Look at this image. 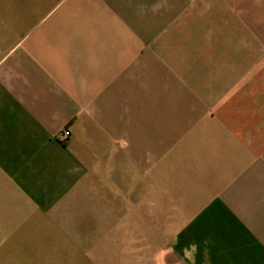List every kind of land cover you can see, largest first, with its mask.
Listing matches in <instances>:
<instances>
[{"label":"crops","instance_id":"1","mask_svg":"<svg viewBox=\"0 0 264 264\" xmlns=\"http://www.w3.org/2000/svg\"><path fill=\"white\" fill-rule=\"evenodd\" d=\"M0 232L264 264V0H0Z\"/></svg>","mask_w":264,"mask_h":264},{"label":"rangeland","instance_id":"2","mask_svg":"<svg viewBox=\"0 0 264 264\" xmlns=\"http://www.w3.org/2000/svg\"><path fill=\"white\" fill-rule=\"evenodd\" d=\"M41 234L0 232V264H22L18 241L34 246L32 264H154L160 244L168 246L172 237L171 233L154 232Z\"/></svg>","mask_w":264,"mask_h":264},{"label":"built area","instance_id":"3","mask_svg":"<svg viewBox=\"0 0 264 264\" xmlns=\"http://www.w3.org/2000/svg\"><path fill=\"white\" fill-rule=\"evenodd\" d=\"M68 137H69V130L67 128H63V130L61 131V134H60L59 138L62 141H65Z\"/></svg>","mask_w":264,"mask_h":264}]
</instances>
